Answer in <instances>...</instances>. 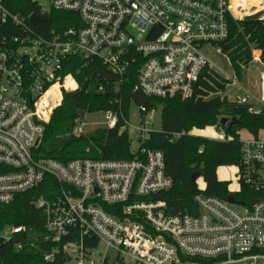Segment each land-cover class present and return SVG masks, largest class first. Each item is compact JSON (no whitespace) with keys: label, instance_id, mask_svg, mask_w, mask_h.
Masks as SVG:
<instances>
[{"label":"built area","instance_id":"2783aa9c","mask_svg":"<svg viewBox=\"0 0 264 264\" xmlns=\"http://www.w3.org/2000/svg\"><path fill=\"white\" fill-rule=\"evenodd\" d=\"M37 5L41 18L52 10L74 13L77 26L36 35L0 0V203L37 187L46 176L54 178L57 192L35 203L44 211L46 239L55 244L45 260L53 262L61 252L65 264H264L263 136L241 139L239 189L229 187L235 193L244 185L253 195L245 201L233 196L237 203H231L198 187L195 212L176 214L157 198L173 186L161 150L139 147L129 160L67 162L37 152L64 94L81 90L74 75L65 73L67 60L98 62L114 77L97 76L98 91L105 89L100 79L118 87L137 67L136 90L147 99L185 101L203 70L213 68L203 48L226 41L229 17H252L255 13L247 12L253 9H246L244 0H238V11L232 0H37ZM258 13L264 21V6ZM9 21L19 33L9 32ZM54 86L57 101L50 97ZM249 97L238 101L248 104ZM136 103L142 123L137 130L145 134L141 144L151 132L148 113L157 108ZM250 110L264 111V101ZM102 113L114 127L118 113ZM216 128L226 140L220 123ZM71 132L85 134V122L78 120ZM25 229L10 227L3 235Z\"/></svg>","mask_w":264,"mask_h":264},{"label":"trees","instance_id":"16d2710c","mask_svg":"<svg viewBox=\"0 0 264 264\" xmlns=\"http://www.w3.org/2000/svg\"><path fill=\"white\" fill-rule=\"evenodd\" d=\"M4 5L12 15H18L34 34L48 35L51 30H65L77 26L75 14L50 11L41 21L31 24L28 18L39 13L37 0H4ZM234 10L236 8L234 7ZM9 32L14 35L19 30L9 21ZM229 37L217 45L225 54L235 72L241 78L242 69L253 60V52L260 50L264 61V21L257 16L239 20L229 17ZM104 67L98 62L85 66L79 59L67 60L65 73H72L80 86L92 73ZM137 67H132L118 87L113 82H104L105 89L97 90V79L89 83L86 90L65 93L62 104L55 109L51 121L46 125L37 152L42 157H50L62 162L76 158L91 159H133L131 140L127 130L128 112L134 101ZM68 80L72 85L68 84ZM67 85L74 87L71 79ZM227 79L213 68L207 67L197 81L193 95L182 101L179 96L171 98L149 97L147 108L161 109V129L151 131L149 138L141 141L140 148L161 150L164 155L166 174L173 180V186L157 195L167 203L169 212H195L194 197L199 192L196 181H191L193 173L200 172L206 183L207 194L245 201L251 191L242 186L241 191L231 193L229 184L218 179L217 169L224 165H239L241 162L240 130L245 128L253 137L264 130V111H251L249 104L230 100L221 96L226 90ZM50 93L53 100L59 96L58 86ZM49 96V93H48ZM114 111L118 113L114 127L98 128L79 136L72 134L77 120H83L89 113ZM222 117H235L239 123L226 132V140H215L190 134L192 129L219 126ZM58 186L51 176L26 192L17 194L9 203H0V264H65L63 253H55L53 262L45 260V255L53 252L55 244L47 240L43 208L36 206L40 198L50 199ZM23 225L22 233L5 238L8 227Z\"/></svg>","mask_w":264,"mask_h":264},{"label":"rangeland","instance_id":"374dc122","mask_svg":"<svg viewBox=\"0 0 264 264\" xmlns=\"http://www.w3.org/2000/svg\"><path fill=\"white\" fill-rule=\"evenodd\" d=\"M259 1L260 0H254L253 5L247 7L246 9L257 8L259 5ZM247 13L248 15L254 14L252 10ZM244 19L245 18H242L241 20H244ZM203 50L205 54L207 55L211 65H213L227 79L234 80L235 72L230 64V61L228 60L227 56L219 50V48L205 46ZM254 52L253 54H255ZM68 84L72 85L70 80H68ZM147 120L150 122V124L147 125V129L149 131L160 130L161 129V109L157 108V110H154L153 112H149ZM83 121L85 122V131H86L85 133H90L98 128L108 127V122L102 112L89 113L84 117ZM141 125L142 123H141L139 105L135 101H133L129 107L128 125H127V130H128L129 137L131 140V150L132 151H136L139 148L140 139L145 138V134L140 133L137 130V128ZM190 134L195 135V136H203V137H207V138H211L215 140H221V137H222L220 133V129L216 128L215 126H208L205 129H192L190 131ZM251 136L252 134L248 132L247 129L243 128L240 130L241 139H245ZM217 176L220 178V180L226 181L229 184V187L231 190L238 191L239 182H238V176H237V167L235 165H224V166L218 167ZM197 185L200 189H205V183L202 177L197 179ZM237 208L241 209L242 207L237 206ZM9 230H10V227L7 228V231Z\"/></svg>","mask_w":264,"mask_h":264},{"label":"crops","instance_id":"0c3cea01","mask_svg":"<svg viewBox=\"0 0 264 264\" xmlns=\"http://www.w3.org/2000/svg\"><path fill=\"white\" fill-rule=\"evenodd\" d=\"M243 2V1H242ZM234 3V4H233ZM254 0H244L245 7L252 6ZM233 9L237 10L238 0H232ZM264 6V0L259 1L257 8H253L252 12L255 16L260 15L258 13L260 9ZM253 54V60L242 69L241 78L237 79L236 76L234 80L231 79V83L227 85L226 90L221 96H227L230 100H237L243 97L245 94H249L248 104L255 108H261L264 101V61L260 59L261 51L255 50ZM213 69L224 77L213 65ZM226 78V77H225ZM227 93V94H226ZM229 93V95H228ZM259 136L264 137V130L260 131ZM252 137V136H251ZM249 138V137H247ZM246 139V138H245ZM220 180V178L218 177ZM205 183V182H204ZM206 187V183H205Z\"/></svg>","mask_w":264,"mask_h":264},{"label":"water","instance_id":"95a60500","mask_svg":"<svg viewBox=\"0 0 264 264\" xmlns=\"http://www.w3.org/2000/svg\"><path fill=\"white\" fill-rule=\"evenodd\" d=\"M28 20L31 24H35L36 22L41 21L42 18L39 17L37 14H32ZM97 76H100V77L107 79V80H111L114 78L110 73H108L106 71L99 70L97 72L92 73L91 76H89L88 78H86L84 80L83 84L81 85V90H86L88 88L90 81L95 79ZM133 98L138 103H142L145 105H147L149 103V100L141 93L140 90L134 91ZM219 123L224 128L225 131H228L232 126L238 124L239 120L235 117H222L220 119ZM200 177H201V173L196 172V173H193L191 175L190 180L197 182V179H199ZM227 200L231 203H237L233 196H229L227 198Z\"/></svg>","mask_w":264,"mask_h":264},{"label":"bare ground","instance_id":"6f19581e","mask_svg":"<svg viewBox=\"0 0 264 264\" xmlns=\"http://www.w3.org/2000/svg\"><path fill=\"white\" fill-rule=\"evenodd\" d=\"M234 4V3H233Z\"/></svg>","mask_w":264,"mask_h":264}]
</instances>
